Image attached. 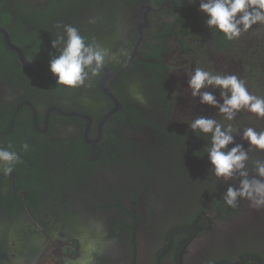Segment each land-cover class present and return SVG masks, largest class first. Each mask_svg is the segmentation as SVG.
Masks as SVG:
<instances>
[{"label": "flooded vegetation", "instance_id": "flooded-vegetation-1", "mask_svg": "<svg viewBox=\"0 0 264 264\" xmlns=\"http://www.w3.org/2000/svg\"><path fill=\"white\" fill-rule=\"evenodd\" d=\"M199 2L0 4V147L20 155L0 171V264H264V210L224 203L238 180L215 178L208 138L188 126L198 116L231 124L246 149L243 129L264 131V118L242 110L227 121L188 87L203 68L264 97V33L222 42ZM58 24L110 53L82 87L56 86L49 70ZM248 155L254 175L264 152ZM233 217L242 221L224 229Z\"/></svg>", "mask_w": 264, "mask_h": 264}, {"label": "clouds", "instance_id": "clouds-1", "mask_svg": "<svg viewBox=\"0 0 264 264\" xmlns=\"http://www.w3.org/2000/svg\"><path fill=\"white\" fill-rule=\"evenodd\" d=\"M199 10L207 16V27L223 34L229 41L239 39L254 25H264V0H200ZM57 28L63 31L52 39L51 48L59 54L53 55L49 61L55 85L67 89L82 87L90 76L102 70L110 53L88 42L75 26L58 24ZM188 76L192 98L217 109L225 120H235L242 110L264 118V97L251 93L245 81L237 75L195 68ZM208 89H218L220 99ZM188 126L197 136L208 138L205 150L215 178L225 182L238 180L237 185L227 187L223 194L224 203L235 208L241 200H246L254 210H264V161L256 162L254 175H250L247 168L250 149L264 152V131L244 128L241 138L249 146L246 149L243 144L236 143L234 133L237 130L231 124L225 126L215 118L198 116ZM21 149L27 151L29 145L24 143ZM19 162L17 151L0 147V171L11 174Z\"/></svg>", "mask_w": 264, "mask_h": 264}, {"label": "rangeland", "instance_id": "rangeland-1", "mask_svg": "<svg viewBox=\"0 0 264 264\" xmlns=\"http://www.w3.org/2000/svg\"><path fill=\"white\" fill-rule=\"evenodd\" d=\"M263 33H264V25H261V24H257V25H254L253 26V37L254 39H257L258 37H262L263 36ZM243 40H248V38H246L245 36L243 37L242 40H238L239 42H235V45L236 47H239V46H245L246 44H242ZM180 162L181 161H178L179 165H180ZM177 163V161H175V164ZM177 163V164H178ZM174 169L172 167H166L164 169V172H163V175H165L167 178H173V174H174ZM176 172V171H175Z\"/></svg>", "mask_w": 264, "mask_h": 264}, {"label": "water", "instance_id": "water-1", "mask_svg": "<svg viewBox=\"0 0 264 264\" xmlns=\"http://www.w3.org/2000/svg\"><path fill=\"white\" fill-rule=\"evenodd\" d=\"M5 0H0V4L2 3V2H4ZM245 203V202H244ZM250 210H251V214L252 215H254V217L255 218H257L258 216H259V211H256V210H254L253 208H250ZM242 221V219H240V218H231V221L229 222V221H225V222H223L222 224L225 226L224 227V229H227L228 227H233V226H236V224H237V222H241Z\"/></svg>", "mask_w": 264, "mask_h": 264}, {"label": "trees", "instance_id": "trees-1", "mask_svg": "<svg viewBox=\"0 0 264 264\" xmlns=\"http://www.w3.org/2000/svg\"><path fill=\"white\" fill-rule=\"evenodd\" d=\"M218 35H219V34H218ZM219 36H220V35H219ZM220 39L222 40V42H225V41L228 42V40L225 39L223 35H221ZM220 39H219V40H220Z\"/></svg>", "mask_w": 264, "mask_h": 264}]
</instances>
